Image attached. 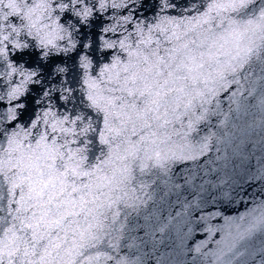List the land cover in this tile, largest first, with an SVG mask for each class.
I'll return each instance as SVG.
<instances>
[{
    "label": "snow or ice",
    "instance_id": "snow-or-ice-1",
    "mask_svg": "<svg viewBox=\"0 0 264 264\" xmlns=\"http://www.w3.org/2000/svg\"><path fill=\"white\" fill-rule=\"evenodd\" d=\"M0 264H264V0H0Z\"/></svg>",
    "mask_w": 264,
    "mask_h": 264
}]
</instances>
